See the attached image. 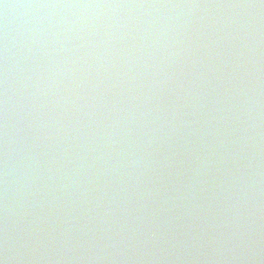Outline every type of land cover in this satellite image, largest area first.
<instances>
[{
	"label": "clouds",
	"instance_id": "1",
	"mask_svg": "<svg viewBox=\"0 0 264 264\" xmlns=\"http://www.w3.org/2000/svg\"><path fill=\"white\" fill-rule=\"evenodd\" d=\"M24 7L60 10L26 25L25 99L29 138L25 152L24 186L29 219L25 230V251H35V244L43 242L46 231L56 232L44 208L46 205L50 208L60 200L54 195L55 191H60L78 196L74 203L94 204L87 209L92 214V223L78 225L71 219L65 221L59 236L66 245H71L79 232L80 238L88 245L84 250L95 253L89 259H160L157 256L124 255L128 252H150L149 243L165 239L179 219H162L149 202L160 197L163 208L175 207L178 200L195 199V190L198 185L202 189L206 182L203 178L213 163L212 156L220 148L224 152L216 159L225 166V175L212 202L219 204L223 198L226 212L229 205L233 211V219L229 221L212 214L211 218L205 216V221L207 227L214 229L234 223L241 195L236 149L242 138L236 135L235 128L228 125L232 120L239 121V105L228 104L225 107L226 102L222 98L217 99L215 112L220 115L210 114V118L203 122L207 128L200 137L199 147H190L193 141L185 138L183 148L192 156V176L184 191L191 196H185L179 189L175 192L161 191L163 177L157 173L173 163L177 167L184 163L175 160L176 153L170 143L173 134L178 127L191 129L193 122L181 120L177 124L181 109L175 101L164 104L161 100V90L173 79L168 69L191 51L189 42L192 36L188 30L192 22L185 19L188 13L160 10L264 9V0L258 4L42 3ZM250 27L251 20H245L242 14L237 13L219 28L221 35L203 47L212 49L220 57L223 43L239 39ZM69 54L74 58L56 59ZM77 64L84 70L69 67ZM89 70L95 73V82L91 84V91L95 94L90 95L82 106L87 109L84 115L88 123L76 122L65 126L61 117L52 115L55 109L49 110L50 105L63 107L71 104L81 111L79 105L83 97L70 99L61 96L59 100L52 97L58 94V85L63 78L73 72H80L79 78L88 82ZM10 77L5 31L0 71L3 207L0 264H14L18 259ZM177 87L183 88V84L178 83ZM112 89L119 91L109 98L107 91ZM191 95L199 103L200 94L193 91ZM214 124H220L223 131L215 128ZM54 131L60 140L50 144L49 141L56 139L52 134ZM69 131L79 147L75 157L69 155L74 151L71 144L61 146L60 143L68 140L64 133ZM209 136L216 139L215 146L205 142ZM161 144H167L169 152L158 160L156 153ZM65 161L73 167L66 170ZM57 165L59 167H55ZM57 181L59 188L53 189L52 183ZM195 207H186L185 214L191 215ZM68 250L72 249L69 247Z\"/></svg>",
	"mask_w": 264,
	"mask_h": 264
},
{
	"label": "water",
	"instance_id": "2",
	"mask_svg": "<svg viewBox=\"0 0 264 264\" xmlns=\"http://www.w3.org/2000/svg\"><path fill=\"white\" fill-rule=\"evenodd\" d=\"M260 0H0V71L3 65V46L5 31L8 37V56L10 66V125L12 133V148L15 180V229L18 244V259L14 264H264V9H227V8H198V9H165L162 12L189 15L185 19L191 20L188 30L192 40L189 42L191 51L181 56L177 64L170 66L168 71L173 79L161 90V100L164 104L175 101L181 111L177 124L192 121V128L178 127L170 141L172 151H175L176 161H184L177 167L163 168L157 176L163 177L161 191L175 192L179 189L185 196L191 193L184 188L192 176L191 154L185 151V138L193 141L190 147H199L203 131L207 126L204 121L210 114L219 116L215 112L217 99L222 98L233 106L239 105V121H230L228 127L235 128L236 135L241 137L237 146L239 154L238 175L241 179L240 199L235 210V222L228 227L211 228L206 226L205 216L211 218L217 214L221 219L231 221L233 211L225 201L219 204L212 202L217 192V186L224 178V165L216 157L222 155L223 148L212 156V165L203 179L206 181L202 189L198 185L195 199L178 200L175 207H161V198L157 197L149 202V206L156 210L162 219L179 217L168 236L158 242H150L148 253L128 252L125 256L148 255L161 257L160 259H117L97 261L88 257L95 255L85 251L88 245L80 238L79 232L71 245H66L59 236L65 221L71 219L78 225L92 223L91 213L87 209L94 207L92 203H74L78 196L55 191L54 195L60 200L50 208L46 205L44 213L56 227V232L46 231L42 243L35 244V251H25L24 239L28 223V205L24 186L25 152L29 138L28 116L26 111V47L25 33L28 22L40 17L56 13L60 10L38 9L24 7L42 3H159V4H258ZM5 5L9 7L5 8ZM242 14L245 20H251L250 29L240 35L239 39H230L222 45V55L217 57L204 44L214 41L221 33L219 28L235 14ZM203 37L204 39H201ZM75 43V42H74ZM80 54V53H77ZM74 56H58L56 59H73ZM238 65V66H237ZM81 68V65H69ZM84 69L81 68V71ZM90 71L88 82L82 81L80 72H73L63 78L58 85V94L52 97L59 100L61 96L76 99L83 97L80 105L87 103L88 97L94 95L91 84L95 82V73ZM116 69L113 70V74ZM197 77H200L198 79ZM110 80V77H108ZM148 82L151 80L149 78ZM182 83L183 88L177 84ZM77 85H82L77 87ZM108 87L107 85L105 86ZM2 91V89H0ZM119 89L107 91L109 98ZM199 93V103L192 92ZM139 95V93H136ZM179 97V98H178ZM203 105V107H201ZM53 116H59L65 126L73 123L87 124V117L82 107L77 111L71 104L50 105ZM215 128L223 131L220 124ZM63 133V129H61ZM56 139L49 141L56 144L60 137L52 133ZM68 140H61V146L71 144L74 151L69 155L75 157L79 151L77 140L71 131L64 133ZM205 142L215 146L216 139L209 136ZM169 152L167 144H161L156 153V159L162 160ZM55 155V153H53ZM67 169L73 165L65 161ZM55 167H59L58 165ZM177 172L180 175H177ZM0 174H2V111H0ZM55 179V177H54ZM51 183V182H50ZM53 189L59 188V182L52 183ZM47 191V187H45ZM91 199V197L89 198ZM191 215H186L184 209L193 208ZM47 229V225H45ZM3 229L2 207V175H0V239ZM83 245V247H81ZM69 247L72 250H68ZM112 255V253H109Z\"/></svg>",
	"mask_w": 264,
	"mask_h": 264
}]
</instances>
